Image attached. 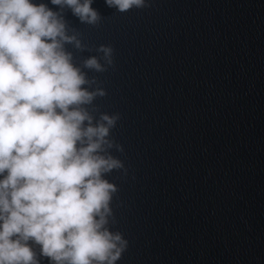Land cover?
<instances>
[{
	"label": "water",
	"instance_id": "95a60500",
	"mask_svg": "<svg viewBox=\"0 0 264 264\" xmlns=\"http://www.w3.org/2000/svg\"><path fill=\"white\" fill-rule=\"evenodd\" d=\"M146 2L93 0L96 26L65 11L92 49L68 45L76 63L113 48L88 75L107 93L94 103L120 114L127 174L106 176L111 230L128 240L116 264H264V0Z\"/></svg>",
	"mask_w": 264,
	"mask_h": 264
},
{
	"label": "clouds",
	"instance_id": "9594fccd",
	"mask_svg": "<svg viewBox=\"0 0 264 264\" xmlns=\"http://www.w3.org/2000/svg\"><path fill=\"white\" fill-rule=\"evenodd\" d=\"M118 12L146 0H105ZM0 0V264H116L128 240L112 202L127 174L113 154L120 119L94 103L107 93L97 76L114 65L113 48L92 51L65 11L96 26L93 0ZM87 70V71H85Z\"/></svg>",
	"mask_w": 264,
	"mask_h": 264
}]
</instances>
